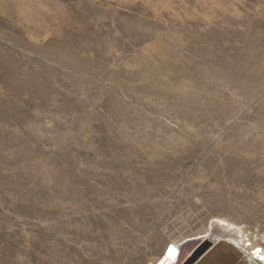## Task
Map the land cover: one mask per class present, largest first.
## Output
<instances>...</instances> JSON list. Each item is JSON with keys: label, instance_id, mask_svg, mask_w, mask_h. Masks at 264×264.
Listing matches in <instances>:
<instances>
[{"label": "rangeland", "instance_id": "rangeland-1", "mask_svg": "<svg viewBox=\"0 0 264 264\" xmlns=\"http://www.w3.org/2000/svg\"><path fill=\"white\" fill-rule=\"evenodd\" d=\"M218 218L264 249V0H0V264L185 263Z\"/></svg>", "mask_w": 264, "mask_h": 264}, {"label": "bare ground", "instance_id": "bare-ground-1", "mask_svg": "<svg viewBox=\"0 0 264 264\" xmlns=\"http://www.w3.org/2000/svg\"><path fill=\"white\" fill-rule=\"evenodd\" d=\"M212 237L214 243H217L219 241H226L232 243L234 246H236L242 253L243 258L245 259L246 264H264V249H254V248H247L246 247V241L243 237L242 230L240 227L236 226L233 223H230L226 219L218 218L212 222ZM209 235V234H208ZM211 237V236H210ZM205 238V237H204ZM205 242L201 245V249H203L208 244V240H204ZM194 242L189 243L187 246L183 245L187 248V251L193 246ZM201 243H199L200 245ZM191 245V246H190ZM200 248L195 250L193 257L189 258L185 263L184 262V256L183 251L179 253L178 257L175 258V252L178 251V248L174 249V257L168 254L169 256H164V258L160 261L158 264H197V256L200 253ZM186 251V252H187ZM191 253V252H190ZM183 254V257H180ZM183 259V260H182Z\"/></svg>", "mask_w": 264, "mask_h": 264}, {"label": "water", "instance_id": "water-1", "mask_svg": "<svg viewBox=\"0 0 264 264\" xmlns=\"http://www.w3.org/2000/svg\"><path fill=\"white\" fill-rule=\"evenodd\" d=\"M197 264H246L241 251L230 242H208L197 256Z\"/></svg>", "mask_w": 264, "mask_h": 264}, {"label": "snow or ice", "instance_id": "snow-or-ice-1", "mask_svg": "<svg viewBox=\"0 0 264 264\" xmlns=\"http://www.w3.org/2000/svg\"><path fill=\"white\" fill-rule=\"evenodd\" d=\"M169 253H170L171 256L174 257V249H170V250H169Z\"/></svg>", "mask_w": 264, "mask_h": 264}, {"label": "built area", "instance_id": "built-area-1", "mask_svg": "<svg viewBox=\"0 0 264 264\" xmlns=\"http://www.w3.org/2000/svg\"><path fill=\"white\" fill-rule=\"evenodd\" d=\"M172 247L176 248L175 246L172 245ZM177 251V250H176ZM178 251H179V248H178Z\"/></svg>", "mask_w": 264, "mask_h": 264}]
</instances>
